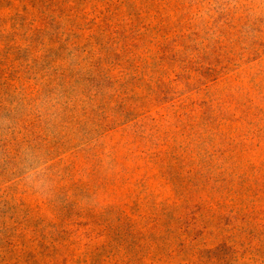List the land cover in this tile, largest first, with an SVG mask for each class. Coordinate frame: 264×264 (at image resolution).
Listing matches in <instances>:
<instances>
[{
  "label": "rangeland",
  "instance_id": "1",
  "mask_svg": "<svg viewBox=\"0 0 264 264\" xmlns=\"http://www.w3.org/2000/svg\"><path fill=\"white\" fill-rule=\"evenodd\" d=\"M0 264H264V0H0Z\"/></svg>",
  "mask_w": 264,
  "mask_h": 264
}]
</instances>
